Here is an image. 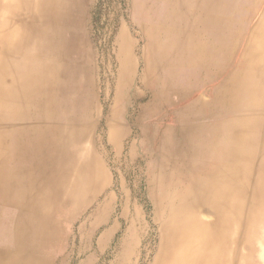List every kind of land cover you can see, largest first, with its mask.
<instances>
[{
    "label": "bare ground",
    "instance_id": "bare-ground-1",
    "mask_svg": "<svg viewBox=\"0 0 264 264\" xmlns=\"http://www.w3.org/2000/svg\"><path fill=\"white\" fill-rule=\"evenodd\" d=\"M70 1L61 0V8L68 7ZM201 2V7L209 5L217 22L230 13L231 0ZM246 2L251 19L238 47V58L242 65L260 72L250 74L247 80L251 83L246 80L240 94L228 90L234 111L243 104L254 110L264 108V0ZM57 8L58 0H0V264H62L67 228L109 183V175L91 147L90 123L97 103L88 102L86 96V100L73 95L69 99L68 87L58 80L59 45L63 66L82 65L84 57L78 52L73 30L53 33ZM142 32L143 58L150 65L142 83L148 87L156 65L175 61L179 34L168 31L155 37L143 27ZM116 42L119 71L115 110L137 72L131 54L134 43L124 32ZM190 55L189 49L187 56L182 54ZM182 74L188 79L186 90L203 83L197 68H193L192 77L181 72L179 78ZM242 95L246 101L240 104L238 97ZM251 116L254 122L245 121ZM244 117L236 121L237 130L230 134L232 143L230 147L226 144L227 151L217 159L211 155L210 135L203 129L194 128L185 135L189 152L207 165L199 173L185 176L184 186L173 189L168 172L150 176L159 240L149 264H264V238L254 237V201L249 203L245 197L246 185L252 184L244 180L254 173V154L264 140V115L256 112ZM100 206L92 212L93 233L111 210ZM139 218L136 214L130 221L115 264H140ZM248 218L250 228L245 229ZM107 238L105 234L99 239L101 247Z\"/></svg>",
    "mask_w": 264,
    "mask_h": 264
},
{
    "label": "rangeland",
    "instance_id": "rangeland-1",
    "mask_svg": "<svg viewBox=\"0 0 264 264\" xmlns=\"http://www.w3.org/2000/svg\"><path fill=\"white\" fill-rule=\"evenodd\" d=\"M246 1L231 0L230 13L217 22L212 19L208 4L201 7V0H145V3L143 0H71L65 9L58 0L53 33L73 30L78 52L84 57L82 65L63 66V50L59 45L58 80L68 87L69 99L73 95L84 99L86 96L90 103L96 101L90 123L91 147L109 175V183L99 198L67 228L68 240L60 255L62 264H115L120 241L136 214L140 215L137 223L141 235L140 264H149L159 240L150 176L168 172L173 178V189L184 186L185 176L199 173L207 165L189 152L185 140L188 132L200 128L208 133L211 155L217 159L227 151L226 144L230 147L232 143L230 134L237 130L236 121H241L237 118H245L243 113L264 115V108L254 110L244 106L245 95L238 97L243 105L234 111L227 96L235 90L240 94L251 76L249 67L246 70V66L239 65L243 68L237 69L238 47L251 19ZM142 27L152 31L155 37L168 31L179 34L175 61L167 66L156 65L148 87L142 83L144 71L150 69L143 58ZM188 31H191L189 37L183 35ZM122 32L134 43L131 54L137 72L135 81L122 93V104L115 110L113 100L119 71L116 40ZM188 49L191 55L183 57ZM193 68L200 70L203 83L194 89L190 85L186 90L187 76L182 74L179 78L180 73L192 77ZM256 125L260 127V122ZM254 158V173L244 179L252 184L246 185L245 197L249 203L254 201V237L260 239L264 238V140L258 143ZM98 204L111 210L93 233L90 223ZM250 221L248 218L245 229L250 228ZM105 234L108 238L101 247L99 239Z\"/></svg>",
    "mask_w": 264,
    "mask_h": 264
},
{
    "label": "crops",
    "instance_id": "crops-1",
    "mask_svg": "<svg viewBox=\"0 0 264 264\" xmlns=\"http://www.w3.org/2000/svg\"><path fill=\"white\" fill-rule=\"evenodd\" d=\"M239 59V58H238ZM238 67L239 68H237L238 70H242V68L243 67H241L242 66V63H241V60H238ZM239 65H241V66H239ZM246 70L248 69L247 68V66L246 67H244ZM260 72V70L259 69H256V67H253V66H251V67H249V73H251L252 75H256V74H258ZM262 72V74H264V70H262L261 71ZM246 116H248V114H245ZM243 117V116H242ZM225 119V117L224 118H222V119H219V120H217L218 121V123H220V122H222L223 120ZM237 119H239V120H243L242 118H237ZM236 119V120H237ZM247 120H250V121H252V122H254V116H251L249 119H245V121H247ZM219 125V124H218Z\"/></svg>",
    "mask_w": 264,
    "mask_h": 264
}]
</instances>
